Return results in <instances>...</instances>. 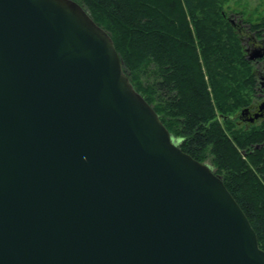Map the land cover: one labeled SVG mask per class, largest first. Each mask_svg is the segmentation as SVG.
<instances>
[{"label": "water", "instance_id": "95a60500", "mask_svg": "<svg viewBox=\"0 0 264 264\" xmlns=\"http://www.w3.org/2000/svg\"><path fill=\"white\" fill-rule=\"evenodd\" d=\"M0 264H264L74 0H0Z\"/></svg>", "mask_w": 264, "mask_h": 264}, {"label": "trees", "instance_id": "16d2710c", "mask_svg": "<svg viewBox=\"0 0 264 264\" xmlns=\"http://www.w3.org/2000/svg\"><path fill=\"white\" fill-rule=\"evenodd\" d=\"M74 1L109 34L133 88L153 107L179 148L201 163L207 150L214 155L218 169L214 173L247 216L264 251V148H257L264 142V130L231 138L215 120L200 58L208 34L190 20L203 6L196 5L198 0ZM217 13L212 15V26L221 22L234 32L222 47L230 52L228 47L237 40L239 27ZM260 28L264 29V19L251 30ZM212 43H220L218 35ZM235 48L239 50H231L235 51L232 55L238 53L242 65L249 67L240 47ZM150 66L156 80L150 88H144L138 82L139 70ZM248 83L253 85V76Z\"/></svg>", "mask_w": 264, "mask_h": 264}, {"label": "rangeland", "instance_id": "374dc122", "mask_svg": "<svg viewBox=\"0 0 264 264\" xmlns=\"http://www.w3.org/2000/svg\"><path fill=\"white\" fill-rule=\"evenodd\" d=\"M198 3L203 7L196 9V14L190 19L191 23L203 34H208L209 38L213 39L215 35H218L220 39V43L216 45L212 43V39L209 40L211 41L209 43L206 36L207 43L203 48L201 47L204 50L200 53L201 63L208 80V89L214 102L216 122L231 138L237 137L236 135H240V133L263 132V121L249 124L244 120L242 114L245 108L257 104L261 100V96H264V88L258 84V76L255 74L264 64V55L262 59H248L253 54L263 53L264 50V29L251 30L252 26L260 24L264 19V0H210V2L209 0H198L196 5ZM217 12L224 14L226 19H231L234 27H239V32H236L237 40L232 42L233 44L230 43L228 49L230 52L231 50L238 52L239 49H234V47H240L249 67L242 65L238 53L232 55L235 51L230 53L226 49H222L234 32L221 22L217 23L218 26H212V15L218 14ZM153 71L152 66L139 70L138 82L144 88H150L155 82ZM252 76L253 85L251 86L249 83L247 84V81L249 82ZM213 92L216 94L215 96H213ZM261 147L264 148V142L259 145V148ZM214 159V155L210 150H207L202 162L217 173L218 169L214 164Z\"/></svg>", "mask_w": 264, "mask_h": 264}, {"label": "flooded vegetation", "instance_id": "af4514ba", "mask_svg": "<svg viewBox=\"0 0 264 264\" xmlns=\"http://www.w3.org/2000/svg\"><path fill=\"white\" fill-rule=\"evenodd\" d=\"M229 21L233 25V22L231 21V19H229ZM262 58H263V56L260 59H262ZM256 62H258V60H256ZM255 74L258 76L257 77L258 84L262 88H264V76H263V74H264V64H262L260 66V70H257L255 72ZM243 111L244 112H243L242 115L244 116V120L247 123L254 124V123L258 122V121H263L264 122V96H261V100H259L257 102V104L251 105L248 108H245Z\"/></svg>", "mask_w": 264, "mask_h": 264}, {"label": "bare ground", "instance_id": "6f19581e", "mask_svg": "<svg viewBox=\"0 0 264 264\" xmlns=\"http://www.w3.org/2000/svg\"><path fill=\"white\" fill-rule=\"evenodd\" d=\"M258 148V147H257Z\"/></svg>", "mask_w": 264, "mask_h": 264}]
</instances>
